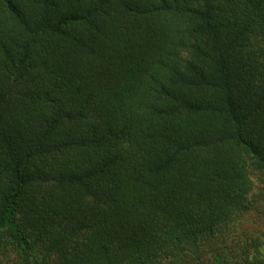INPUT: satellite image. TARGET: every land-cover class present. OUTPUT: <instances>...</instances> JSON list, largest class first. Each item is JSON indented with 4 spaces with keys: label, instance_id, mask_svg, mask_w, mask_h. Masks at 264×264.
<instances>
[{
    "label": "trees",
    "instance_id": "obj_1",
    "mask_svg": "<svg viewBox=\"0 0 264 264\" xmlns=\"http://www.w3.org/2000/svg\"><path fill=\"white\" fill-rule=\"evenodd\" d=\"M251 170L264 0H0V264H264Z\"/></svg>",
    "mask_w": 264,
    "mask_h": 264
},
{
    "label": "rangeland",
    "instance_id": "obj_2",
    "mask_svg": "<svg viewBox=\"0 0 264 264\" xmlns=\"http://www.w3.org/2000/svg\"><path fill=\"white\" fill-rule=\"evenodd\" d=\"M251 178L253 190L248 209L238 212L229 223L218 230L219 233L206 237L205 247L221 249L229 246L231 250L241 254L245 247L251 249L254 240L264 243V172L251 170Z\"/></svg>",
    "mask_w": 264,
    "mask_h": 264
}]
</instances>
